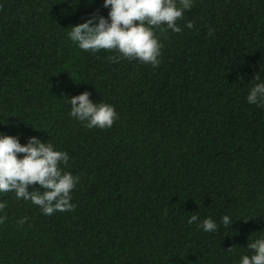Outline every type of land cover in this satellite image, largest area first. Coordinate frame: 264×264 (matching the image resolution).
Segmentation results:
<instances>
[{
    "label": "trees",
    "instance_id": "trees-1",
    "mask_svg": "<svg viewBox=\"0 0 264 264\" xmlns=\"http://www.w3.org/2000/svg\"><path fill=\"white\" fill-rule=\"evenodd\" d=\"M102 3L0 0V132L48 140L79 177L75 207L52 215L0 193V264H239L264 236V104L246 101L264 79V0H193L180 32L157 30L155 68L69 39ZM84 91L114 106L110 128L68 115L63 97Z\"/></svg>",
    "mask_w": 264,
    "mask_h": 264
},
{
    "label": "clouds",
    "instance_id": "clouds-1",
    "mask_svg": "<svg viewBox=\"0 0 264 264\" xmlns=\"http://www.w3.org/2000/svg\"><path fill=\"white\" fill-rule=\"evenodd\" d=\"M192 3L193 0H103L101 7L108 9L107 17L91 14L82 23L70 27L68 37L86 52L114 50L120 54L117 59L138 60L155 68L160 64L163 48L157 30L161 34L168 30L180 32L176 21L192 7ZM186 26L192 28L193 23L188 21ZM211 32L209 29V34ZM254 80L246 101L260 106L264 104V79L257 73ZM89 97L88 91L64 96L65 105H71L68 115L89 129L110 128L118 118L114 106L93 102ZM68 160L67 153L48 140L42 142L39 137L30 136L21 144L18 136L0 132V193L14 192L16 199L31 201L44 215L71 211L75 207L70 203L71 192L79 177L61 167L66 166ZM32 185L40 188L33 187L29 191ZM5 207V202L0 201V210ZM3 220L4 216H0V223ZM197 221L198 216L192 215L187 222ZM220 224L230 227L233 224L230 215H223ZM197 227L207 233L216 232L219 225L213 218L206 217L197 223ZM246 248L249 251L240 255L239 264H264V236L248 240Z\"/></svg>",
    "mask_w": 264,
    "mask_h": 264
}]
</instances>
